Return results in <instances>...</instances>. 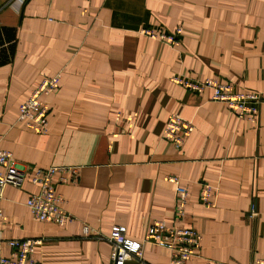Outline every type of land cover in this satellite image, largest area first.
<instances>
[{"label": "crops", "instance_id": "1", "mask_svg": "<svg viewBox=\"0 0 264 264\" xmlns=\"http://www.w3.org/2000/svg\"><path fill=\"white\" fill-rule=\"evenodd\" d=\"M177 27L174 45L141 33ZM58 73L59 88L43 97L49 130L36 134L18 107ZM171 76L264 93V0H0V149L26 170L20 188L3 189L1 237L40 239L39 264H113L112 226L141 241L162 220L201 234L189 264L264 259V101L256 121L238 118L209 90H187ZM171 114L193 124L180 149L162 138ZM51 165L78 167L75 182L56 187L72 216L62 226L25 204L37 189L32 170ZM167 175L187 188L181 218ZM203 183L213 207L199 200ZM169 257L144 242L142 257L124 264Z\"/></svg>", "mask_w": 264, "mask_h": 264}, {"label": "built area", "instance_id": "2", "mask_svg": "<svg viewBox=\"0 0 264 264\" xmlns=\"http://www.w3.org/2000/svg\"><path fill=\"white\" fill-rule=\"evenodd\" d=\"M23 2L24 0H20ZM145 36L165 42L170 45L178 43L181 28L177 27L172 32L153 31L149 28L141 30ZM170 80L187 90L194 92L210 91V99L226 104L238 118L256 121L259 106L264 101V93L258 91L237 92L230 82L221 81L215 77L202 80L186 78L184 76H171ZM60 74L41 79L33 88L30 95L18 107V120L25 127L36 133L48 132L49 106L43 97L54 93L59 88ZM193 124L177 115L168 116L162 138L170 141L176 149H180L185 139L192 133ZM78 167L73 165H51L37 167L31 172L30 181L37 189L26 200V206L32 215L43 222H50L62 226L72 220V216L65 209V199L56 190L57 184L75 182ZM26 170L17 163L9 150L0 149V203L3 189L7 185L20 188ZM165 179L175 186V216L184 215L187 202V188L182 185L174 175H167ZM199 200L206 207H213L211 200V186L203 183ZM255 213V204H251L249 215ZM6 226V218L0 206V264H39L33 258L35 246L41 240L37 238H2L1 232ZM85 229H87L85 227ZM111 243V259L113 264H124L128 259H140L144 242H151L169 250L168 264H189V259L195 254L201 244V234L194 228H178L168 226L162 220H154L148 226L143 240L136 241L125 236L124 226L114 225L109 233ZM9 253L4 255L3 249ZM207 264H231L225 262H207ZM252 264H264V259L256 260Z\"/></svg>", "mask_w": 264, "mask_h": 264}, {"label": "rangeland", "instance_id": "3", "mask_svg": "<svg viewBox=\"0 0 264 264\" xmlns=\"http://www.w3.org/2000/svg\"><path fill=\"white\" fill-rule=\"evenodd\" d=\"M50 109V108H49ZM48 130H49V127H48Z\"/></svg>", "mask_w": 264, "mask_h": 264}]
</instances>
